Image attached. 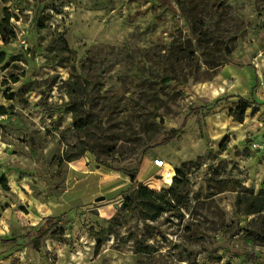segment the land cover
<instances>
[{"label": "rangeland", "instance_id": "obj_1", "mask_svg": "<svg viewBox=\"0 0 264 264\" xmlns=\"http://www.w3.org/2000/svg\"><path fill=\"white\" fill-rule=\"evenodd\" d=\"M4 12L0 264H264L247 240L256 217L235 206L264 181V0H0ZM177 169L178 204L155 221L123 209Z\"/></svg>", "mask_w": 264, "mask_h": 264}, {"label": "trees", "instance_id": "obj_2", "mask_svg": "<svg viewBox=\"0 0 264 264\" xmlns=\"http://www.w3.org/2000/svg\"><path fill=\"white\" fill-rule=\"evenodd\" d=\"M12 17L4 12V16L0 21V41L3 45L10 44L15 39V34L13 31V26L11 24ZM4 62V57L0 56V64ZM254 87H257V80L255 81ZM72 111L73 119L76 128L84 127L86 118L83 116L84 109L82 104L78 103L77 100L70 102L69 106ZM179 132H173L167 135L161 142L160 145H166L176 139ZM76 158L67 157L66 162L74 161ZM181 170L177 169L170 187L167 190H162L161 192L151 191L143 185H138L132 190L129 198L124 201L123 209H138L141 213V218L143 220L155 221L163 213L166 212L168 207H172L174 203L178 204L182 196V182L179 180ZM235 206L237 213L245 216H255L256 218L252 220L251 224L255 225L256 231L250 232L247 240L251 243H264V181L261 185V190L254 195L251 192L239 193L236 197ZM127 207V208H126ZM57 220V218H48L46 223H52ZM15 240L7 241L3 243H15ZM99 242L97 241V249L99 247Z\"/></svg>", "mask_w": 264, "mask_h": 264}, {"label": "built area", "instance_id": "obj_3", "mask_svg": "<svg viewBox=\"0 0 264 264\" xmlns=\"http://www.w3.org/2000/svg\"><path fill=\"white\" fill-rule=\"evenodd\" d=\"M253 64L258 71L264 68V54L262 52H258L254 55ZM163 164L164 161L162 159L154 161V166L157 168H162Z\"/></svg>", "mask_w": 264, "mask_h": 264}, {"label": "bare ground", "instance_id": "obj_4", "mask_svg": "<svg viewBox=\"0 0 264 264\" xmlns=\"http://www.w3.org/2000/svg\"><path fill=\"white\" fill-rule=\"evenodd\" d=\"M163 166H164V164H163ZM163 166H162V169L164 168Z\"/></svg>", "mask_w": 264, "mask_h": 264}, {"label": "water", "instance_id": "obj_5", "mask_svg": "<svg viewBox=\"0 0 264 264\" xmlns=\"http://www.w3.org/2000/svg\"><path fill=\"white\" fill-rule=\"evenodd\" d=\"M131 179H133V176H131Z\"/></svg>", "mask_w": 264, "mask_h": 264}]
</instances>
